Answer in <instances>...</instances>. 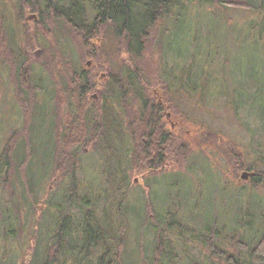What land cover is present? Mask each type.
Segmentation results:
<instances>
[{
    "label": "trees",
    "instance_id": "obj_1",
    "mask_svg": "<svg viewBox=\"0 0 264 264\" xmlns=\"http://www.w3.org/2000/svg\"><path fill=\"white\" fill-rule=\"evenodd\" d=\"M203 2L204 5L210 4L220 9L240 6L263 11L262 7L240 0ZM11 3L10 0H0V59L10 55L6 51L14 44L19 47L16 49L13 46L11 55L16 62L10 64L16 66L13 78L14 95L23 119L18 127H14L13 122L9 125L7 121H0V264H128V249L122 234L127 235L131 230H135L137 240H140L139 251L142 255L144 253L143 257L146 256V249L152 255L150 263L147 264H159L168 257L170 264H176L172 260L175 257L173 254L180 245L183 246L184 240L178 235L172 236V231L160 224L161 220L150 196L152 188L149 182L152 178L155 181V175L145 176V186L140 188L146 196V204L139 211L136 205H130L136 223L132 224L134 229H129L128 226L132 219L127 211L128 195L133 187L130 171L132 164L139 166L141 162L142 167L150 172L160 171L158 173L164 175L161 167L166 163L165 152L171 147L174 138L173 133L160 124L164 103L158 104L151 96L147 84L148 71L139 60L148 55L151 43L163 58L167 44H172L170 40L167 42L170 37H175L174 46H178L179 41L182 43L179 48L189 53L187 49L195 45L196 34L199 32L200 26L195 18L199 10L203 9L201 4L198 0H21V4L16 7L15 22L10 19L6 21L8 11H15L14 4ZM25 10L40 11L42 19L45 18L42 25L46 18H63L87 42L104 29L102 32H110L124 49V54L130 57L132 63L122 64L120 73H107L109 84L101 91L103 100L98 113H91L92 118L87 116L88 110L82 111L80 107L83 98H86V91L92 88L91 71L79 70L76 62L70 60L66 63L64 60L68 68L62 69L61 73L53 67L46 69L48 73L44 72L49 75L50 80L45 82L47 77L40 76V70L26 52V45L35 41L29 39L26 44H21L15 40ZM48 25L49 23L44 24V33ZM179 29H182V33ZM45 38L49 42L50 38ZM42 45L47 47L45 42ZM185 53L176 54L175 61L177 63V58L180 61L181 75L174 71L168 73L175 86H184L183 76L197 72L194 56H191V60ZM187 64L188 70L184 68ZM199 76L194 74V89L202 84L198 82L196 85L197 80H200ZM161 82L167 85L168 102L171 85L168 78L161 79ZM66 92L75 97L72 108L65 98ZM257 92L264 98V89H258ZM57 93L61 98L55 102ZM41 94L42 104L39 97ZM65 103L69 106L67 111L64 110ZM130 111L134 116H130L128 122L126 116L122 118V115ZM36 112L39 113L37 123ZM88 119H92L89 126ZM133 119L138 121L136 135L130 129ZM119 120L125 123L127 141L125 140V148L123 147L125 152L114 159L111 152H116L114 148L118 143L114 138L121 134L118 129ZM79 123L87 126H82L85 135L83 144L78 137V131H82ZM100 140L102 148H108V155L103 165L98 167V163H95L96 170H91L96 178H100L98 186L93 188L87 185L89 171L82 164L79 147L86 142H93L94 146H98ZM183 149L184 158H187L189 147L184 145ZM124 161L125 166L122 168ZM245 161L239 157L238 165L241 169L251 170L252 164ZM60 169L66 177L60 180L61 186L66 180L70 186L64 187L66 190L63 192L62 203H55V199L49 197L46 204L52 211L55 209V212L48 208L50 216H41L43 212H34L38 216L31 222L33 229L24 233V227L28 224L24 219L27 215L26 208L39 201L37 194L43 192L44 187L47 188L48 181L61 174ZM81 173L84 174L85 181L78 177ZM16 174L23 175V182L17 179ZM252 181L253 188H261L264 194V171L252 174ZM21 212H24L23 216ZM150 213L156 214L159 219L156 223L151 220ZM261 220L262 231L258 235H252L249 243H245L249 254L247 258L252 257L259 263L245 260L246 257L241 251L236 254L222 251L217 241L215 242V238H220L221 233L216 224L206 223L204 230L193 232L191 239L204 243L211 251H220L217 252L219 256L229 264H241L244 261L247 264H264V213ZM147 230L151 231L149 233L152 236V241H147L149 247L144 244ZM178 234L184 235V232L178 229ZM176 238V245H172ZM22 241H27L26 249L15 254L12 245L17 243L22 246ZM187 264L204 263L194 260Z\"/></svg>",
    "mask_w": 264,
    "mask_h": 264
},
{
    "label": "rangeland",
    "instance_id": "obj_2",
    "mask_svg": "<svg viewBox=\"0 0 264 264\" xmlns=\"http://www.w3.org/2000/svg\"><path fill=\"white\" fill-rule=\"evenodd\" d=\"M10 1L14 4L15 11L11 9L8 11L6 21L10 19L16 22V7L21 4V0ZM198 1L203 8L197 11L195 18L200 27L196 34L195 45L187 49L189 53L179 48L182 46L179 41H177L178 46H174L175 37H170L167 42L170 40L172 44H167L168 48L162 55L163 58L151 43L148 55L139 60L142 62V67L148 71L147 84L151 96L157 100L158 104L164 103L165 111L162 112L163 118L161 117L160 124L173 133L174 138L171 147H168L165 152L166 163L161 167L164 175L158 173L160 171L150 172L142 167L141 162L139 166L132 164L130 171H132L133 187L128 195L129 210H127L130 217L132 215V219L128 226L129 229L133 228L132 224L136 223L130 205H136L139 211L146 204V196L140 188L145 186V176L155 175V181L153 182L152 178L149 182L152 188L150 196L161 220L160 224L163 228L172 231V236L178 235L184 240L183 246L180 245L173 254L175 257L172 260L176 264H187L194 260L204 264H229L219 256L217 252L220 251H211L204 243L191 239L193 232L204 230L206 223L216 224L221 231L220 238H215V242L217 241L222 251L230 254L241 251L246 257L245 260L259 263L252 257L247 258L249 254L245 243H249V238L252 235H258L263 229L261 219L264 213V194L261 188H253L252 174L264 171V98L257 92L258 89H264V0H240L262 7L263 11L240 6L220 9L210 4L204 5V0ZM23 12L24 17L20 20L18 36L15 35L16 38H14L21 44H26L29 39L35 41L26 45V52L40 70V76L47 77L45 82L50 80L46 69L53 67L61 73L62 69L68 68L64 60L66 63L70 60L76 62L75 65L79 70L91 71L92 88L86 91V98H83V104H80V107L82 111L88 110L87 116L92 118L91 113H98L103 100L101 91L105 90L109 84L107 73L109 71L120 73L122 64L132 63L130 57L124 54V49L110 32L105 34L104 29L100 30L98 35L87 42L63 18H46L45 23H49L45 29V33L50 38L48 42L44 33L45 23L42 25L45 18L42 19L40 11L25 10ZM179 30L182 33V29ZM44 42L47 47L42 45ZM13 46L19 49L15 44ZM13 46L6 53L9 52L11 55ZM177 51L180 54H188L189 58L193 55L195 60L192 57L191 60L197 66V72L183 76L184 86H175L169 76L173 71L181 75L180 61L178 58L177 63L175 61ZM10 55L0 59V121L3 120L4 123L7 121L9 125L13 122L14 127H18L23 117L14 95L13 78L16 59ZM10 62L14 64L11 65ZM182 62L183 59H181ZM134 63L136 64V61ZM184 68L188 70V64ZM196 73L200 75L196 85L198 82L202 84L194 89ZM166 78L171 85V96L168 95V102H166L167 85L161 82V79ZM67 93L65 98L72 108L75 97ZM39 97L42 104L43 95ZM59 98L61 97L57 93L55 102L59 101ZM160 100L163 102L161 103ZM68 103L64 104L66 111L69 107ZM85 106H87L86 109ZM124 116L129 122L130 116L134 115L130 111L122 115V118ZM35 119L37 123L38 112ZM119 119H121V113ZM87 121V126L92 124V119ZM131 121L133 124L130 129L133 131L132 134L136 135L138 121L137 119ZM78 125L79 129H82V126L87 127L86 124ZM118 129L121 134L114 138L118 143L114 148L116 152L110 151L114 159L124 153V145L127 141L125 123L119 120ZM78 137L79 142L83 144L85 141L83 129L78 131ZM98 144L94 146L92 142L86 143L80 150L82 164L88 167L89 171L87 185L93 188L98 186L100 178H96L91 171L95 168L89 167L92 158H98L99 167L104 164L108 155L106 152L108 148H102L101 140ZM184 145L189 147L187 158H184ZM239 157L251 163L253 168L241 169L238 165ZM124 166L125 161L122 163V168ZM60 170L61 174L58 176L61 177L56 176L50 182L48 181L49 189L44 187L43 192L37 194L39 201L31 205L32 208H26L27 215L24 219L28 224L24 227V233L33 229L31 222L38 216L34 212H43L41 216L47 214L50 216L49 210L52 211V209L46 204L49 197L55 199V203H62L61 199L66 190L64 187L70 186L67 180L61 186L60 180L65 176L62 169ZM244 173H247L246 177H243ZM16 176L20 182H23V175L20 177L16 174ZM78 177L84 180L83 173ZM58 186L61 188L58 189ZM24 194H26L25 190ZM53 210L52 212H55V209ZM23 215L24 212H21V216ZM150 218L154 223L159 220L155 213H150ZM178 229L183 231L184 235H179ZM134 231L131 230L127 235L122 234L128 249L129 261L131 264L150 263L151 253L146 249V256L143 257L144 253L142 255L139 251L140 240H137L138 237ZM149 232L151 233L147 230L144 241L146 245L147 241H152ZM22 242L24 243L22 246L17 243L12 245L11 248L15 254L26 249L27 241ZM176 243L177 238L175 242L172 241V245ZM159 264H170L169 257L164 258ZM241 264H247V262L244 261Z\"/></svg>",
    "mask_w": 264,
    "mask_h": 264
},
{
    "label": "flooded vegetation",
    "instance_id": "obj_3",
    "mask_svg": "<svg viewBox=\"0 0 264 264\" xmlns=\"http://www.w3.org/2000/svg\"><path fill=\"white\" fill-rule=\"evenodd\" d=\"M161 101V103L163 102L162 100H160ZM165 111V110H164ZM164 111H163V113H164ZM163 113H162V116H163ZM86 143H91V142H86ZM92 144L94 145V143L92 142ZM81 149H82V147H80ZM84 148V147H83ZM121 149V148H120ZM125 152V151H124ZM95 160H97L96 162H94ZM95 163H98V158L97 157H94V158H92V162L90 163V165H89V167H93L94 168V165H95ZM88 168V167H87Z\"/></svg>",
    "mask_w": 264,
    "mask_h": 264
},
{
    "label": "water",
    "instance_id": "obj_4",
    "mask_svg": "<svg viewBox=\"0 0 264 264\" xmlns=\"http://www.w3.org/2000/svg\"><path fill=\"white\" fill-rule=\"evenodd\" d=\"M246 176H247V173H244V174H243V177H246Z\"/></svg>",
    "mask_w": 264,
    "mask_h": 264
}]
</instances>
